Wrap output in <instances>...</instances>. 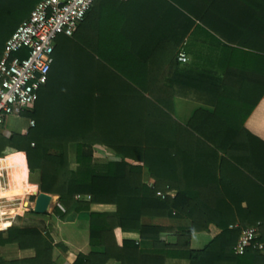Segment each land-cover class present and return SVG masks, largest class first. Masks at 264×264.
Wrapping results in <instances>:
<instances>
[{"label":"trees","instance_id":"1","mask_svg":"<svg viewBox=\"0 0 264 264\" xmlns=\"http://www.w3.org/2000/svg\"><path fill=\"white\" fill-rule=\"evenodd\" d=\"M39 1L0 0V50ZM202 3L204 8L198 16L203 21L217 15L215 9L244 4L250 5L254 16L251 24L264 26V0H203ZM170 7L177 8L172 4ZM161 17L165 21L166 13ZM65 37L68 41L64 44L57 39L54 63L38 100L33 107L14 115L28 120L27 131L9 133L6 123L0 125V157L7 158L21 180L14 176V190L23 183L36 184L30 180L29 169L40 171V190L59 195L54 213L60 219L72 212L90 211L91 251L74 255L72 264H107L112 259L120 264H176L175 260L185 264H264V252L258 247L264 240V218L259 223L250 219L236 225V220L224 217L227 208L217 204L216 189L179 184L180 170L211 167L219 152L243 164L237 154L253 158L251 144L258 138L244 124L220 123L217 131L242 133V138L195 139L185 141L187 149L181 148L177 138L167 139L162 135L192 131L177 121L165 122V117L170 115L164 110L162 99L157 102L147 97L146 91L132 87L130 65L107 67L105 71L84 61L85 56L92 57L96 52L83 44L82 22L72 37ZM255 37L253 43L245 45L264 53V43L259 46ZM136 46L123 55L150 54L156 45L148 39ZM31 121L35 124L31 125ZM97 148L117 159L98 162ZM146 170L154 179L152 185L146 182ZM170 190L177 191L175 197L158 195L159 191ZM78 194L90 195L91 199H78ZM92 204H114L116 211L93 212ZM179 212L192 216L189 226L170 227L146 220L178 216ZM26 215L49 217L47 212L31 210L18 215L6 231H0V246L17 243L21 251V256L11 259L0 255V264H58L60 256L69 252L68 247L56 243L46 228L33 223L37 220L22 224ZM211 223L222 232L203 249L191 248L192 233L208 229ZM247 224L258 228V237L243 255H238L235 246L242 229L249 227ZM117 229L137 232L141 238L152 240L153 247L144 249L129 239L120 244ZM162 232L176 233L177 242H165L160 238Z\"/></svg>","mask_w":264,"mask_h":264},{"label":"crops","instance_id":"2","mask_svg":"<svg viewBox=\"0 0 264 264\" xmlns=\"http://www.w3.org/2000/svg\"><path fill=\"white\" fill-rule=\"evenodd\" d=\"M175 1L177 3L171 0H96L82 21L83 44L96 53L92 57L85 56L84 61L105 71L107 67L130 65L132 87L146 91V96L157 102L162 99L164 110L170 115L165 117V122L177 121L192 131L162 135V138H177L183 149H187L185 141L189 140L242 138V133L217 131V125L244 124L258 138L251 144L253 158L237 154L243 163L240 164L219 152L211 167L180 170L179 184L216 189L217 204L227 208L224 217L236 220V225L250 219L259 223L264 218V53L246 45L253 43L256 35L258 45L264 43V26L251 24L254 16H251L250 5H225L215 9L218 14L211 15L206 22L198 16L204 8L203 0ZM163 12L166 13L165 21L161 20ZM148 39L156 45L154 52L123 55ZM182 50L189 57L186 63L178 59ZM100 153L102 162L117 159L104 151ZM71 157H75L73 149ZM29 174L30 180L36 184L23 183L14 190L12 180L14 176L19 177L9 166L7 158L0 157V231H6L14 223L16 217H13L29 206L28 194L42 192L40 171L31 172L29 169ZM145 179L150 185L154 183L147 170ZM173 191L171 197L177 194L176 190ZM51 195L53 207L47 211L48 221L29 222L46 228L56 243L62 242L68 247L69 252L60 256L58 264H72L74 255L91 251L89 241L80 231L88 229L89 233L90 211L72 212L60 219L54 213L59 195ZM91 211L114 212L116 205L92 204ZM191 218L179 212L178 216L146 220L179 227L189 226ZM221 232L222 229L214 223L206 230L193 232L191 248L203 249ZM116 237L120 244L129 239L137 241L144 249L153 247L152 240L141 238L137 232L117 229ZM160 238L175 244L178 236L174 232H162ZM18 254L21 256L17 243L0 246L2 256ZM175 261L176 264H185V261ZM107 264L120 263L112 259Z\"/></svg>","mask_w":264,"mask_h":264},{"label":"built area","instance_id":"3","mask_svg":"<svg viewBox=\"0 0 264 264\" xmlns=\"http://www.w3.org/2000/svg\"><path fill=\"white\" fill-rule=\"evenodd\" d=\"M95 2L40 0L6 40L0 50V125L8 116L20 115L35 104L41 89L48 82L58 37H72ZM178 59L184 63L189 61L183 50L179 52ZM34 124L31 121V125ZM158 195L166 198L173 196L174 191H159ZM76 197L91 199L90 195L78 194ZM258 233L256 226L243 228L235 253L243 255L250 243L257 239ZM258 247L264 252V240L258 243Z\"/></svg>","mask_w":264,"mask_h":264},{"label":"rangeland","instance_id":"4","mask_svg":"<svg viewBox=\"0 0 264 264\" xmlns=\"http://www.w3.org/2000/svg\"><path fill=\"white\" fill-rule=\"evenodd\" d=\"M58 40L64 44V42L68 41V38H66L65 36L61 35V36L58 37ZM78 43H80V42L78 41ZM5 123H6L5 124L6 125V131L9 132V133L13 132V131H23V132L27 131L28 120L26 118L22 117V116L17 117V116H14V115H10V116L7 117ZM100 151H103V150L98 149V148L96 149L97 154H102V153H100ZM100 156L101 155H99L96 158V160L98 162L104 161L103 159H101ZM72 159L74 160V158H72ZM32 180H33V178H32ZM36 198H37L36 194H28L26 196V200L28 202H30V204L27 207V210H23L19 215H24V213L27 214L30 210H34ZM52 207H53V204L51 205L49 211H51ZM32 219H35V220L41 221V222L42 221H48L47 218H40V217L31 216V215L30 216L26 215V218L24 219V221H21V223L22 224L30 223L29 221H31ZM80 231H81V235L88 242L89 241L88 229H81ZM5 257L8 258V259H11V258H14V257H19V254L18 255H5Z\"/></svg>","mask_w":264,"mask_h":264},{"label":"water","instance_id":"5","mask_svg":"<svg viewBox=\"0 0 264 264\" xmlns=\"http://www.w3.org/2000/svg\"><path fill=\"white\" fill-rule=\"evenodd\" d=\"M52 202L53 197L51 194L46 192H40L36 198L34 211L41 214L46 213L49 210Z\"/></svg>","mask_w":264,"mask_h":264}]
</instances>
